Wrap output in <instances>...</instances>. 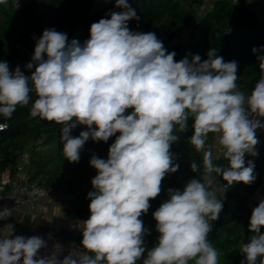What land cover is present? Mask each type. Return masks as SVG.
<instances>
[{
	"label": "clouds",
	"instance_id": "9594fccd",
	"mask_svg": "<svg viewBox=\"0 0 264 264\" xmlns=\"http://www.w3.org/2000/svg\"><path fill=\"white\" fill-rule=\"evenodd\" d=\"M115 6L122 11L91 24L83 43L45 29L26 65L34 69L31 75L0 62V115L10 119L17 107L31 103V118L62 125V154L69 163L79 162L89 139L107 142L115 136L107 159L93 155L89 162L97 175L87 194L90 216L83 221L81 250L61 260L56 244V251L41 256L45 239L14 235L10 228L0 238V264H137L142 257V264H219L209 234L223 210L224 193L235 183L250 185L256 179L255 164L245 156L258 155L256 132L264 129V46L252 49L260 76L245 94L237 85V61L225 62L211 48L202 62L198 54L177 62L154 32L129 29L128 22L140 17L127 0H115ZM189 119L187 142L203 154L202 170L193 161L198 178L182 191L168 189L169 199L152 214L157 243L146 251L144 237L150 232L140 217L160 194L166 175L178 171L170 149L180 139L175 133L189 130ZM77 126L87 130L73 136ZM219 157L226 166L214 162ZM11 215L12 209H0V220ZM262 228L264 199L252 210L247 243L237 246L241 264H257L258 258L264 264Z\"/></svg>",
	"mask_w": 264,
	"mask_h": 264
},
{
	"label": "trees",
	"instance_id": "16d2710c",
	"mask_svg": "<svg viewBox=\"0 0 264 264\" xmlns=\"http://www.w3.org/2000/svg\"><path fill=\"white\" fill-rule=\"evenodd\" d=\"M127 2L140 17L139 21L128 22L130 30L154 32L167 52L176 53L174 59L177 62L186 55L191 60L197 54L202 62L207 59L208 51L214 48L225 62H238V88L245 94H250L260 76L256 54L252 49L264 46V0H212L211 6L202 14L197 13L199 0ZM111 11H122L115 6V0H23L19 8H14L13 0H8L7 5H0V62L12 64L22 59L25 50L33 46V31L42 35L45 29L54 28L66 33L69 41L77 39L83 43L90 37L91 24L102 18H110L108 13ZM185 27H188V33L182 39L181 31ZM35 99L33 94L32 100ZM30 107L31 103L25 107H17L10 119L0 115V124L3 125V130H0V184L5 172L9 176L13 175L20 154L27 151L30 157L27 173L31 180L53 187L61 196L72 192V199L64 216L69 219L89 217L88 206L91 201L87 194L93 190L91 180L97 175L89 162L93 155L106 160L115 136L107 142H93L89 139L80 152L79 162L69 163L62 154V125L31 118ZM192 123L189 119L187 132L175 133L180 139L170 149L177 157L175 163L179 164L178 171L166 175L161 183L160 194L150 200L147 214L140 217L144 227L150 232V235L144 237L146 251L157 243L159 233L155 230L156 221L152 214L169 199L168 189L182 191L187 182L198 178L199 173L191 170L193 161L200 163L202 170L203 154L197 153L187 142L192 135ZM84 130H87L85 126H77L72 130V135L78 136ZM213 135L209 134L208 143L214 145ZM213 152L215 155V147ZM257 153L253 160L255 181L250 185L239 183L243 187L242 192H238L234 185L228 188L223 196V210L219 219L212 222L213 230L209 234V240L219 252V264H241L244 259L237 246L247 243L251 235L248 231L252 213L249 197L262 184L264 137ZM245 161L247 162L246 158ZM214 162L227 165L222 157ZM220 182L226 183L222 178ZM217 196L222 197V193L218 191ZM261 231L264 233V228ZM71 240L80 244L82 232ZM143 258L137 264H142Z\"/></svg>",
	"mask_w": 264,
	"mask_h": 264
},
{
	"label": "built area",
	"instance_id": "2783aa9c",
	"mask_svg": "<svg viewBox=\"0 0 264 264\" xmlns=\"http://www.w3.org/2000/svg\"><path fill=\"white\" fill-rule=\"evenodd\" d=\"M233 2H238V0H233ZM199 8L197 13H204L212 4V0H199ZM188 33V27H185L181 31L182 39H185ZM40 34L37 31L31 33L33 46L25 50V54L22 59L16 63L8 64L10 71H14L17 66L20 67L21 71L25 75H31V71L26 68V65L31 61L34 54V49L37 40L40 38ZM0 126H3L0 124ZM259 143L255 146V150L258 151L261 140L264 137V129H258L256 132ZM246 160L253 161L254 157L247 155ZM30 164V157L27 151H23L20 156L14 173L12 176L8 175L6 180L2 179L0 184V205L12 209V212L24 213L29 216L33 215L35 212V206L37 203L44 199V197L49 193H56L53 187L40 185L35 180H28L29 176L27 173L28 166ZM33 190H36L37 195H31ZM264 172L262 174V184L253 192L249 197V206L253 210L258 206L259 202L264 199ZM57 232V231H56ZM14 235H22L24 237L39 236L47 241V246L39 251V255H47L51 251H56L54 245L59 244L62 248V252L58 259H63L64 256L68 255L70 251L81 250L79 243L73 240H67L61 238L56 234H47L43 232H36L24 229H14ZM7 235L3 230V220H0V238Z\"/></svg>",
	"mask_w": 264,
	"mask_h": 264
},
{
	"label": "crops",
	"instance_id": "0c3cea01",
	"mask_svg": "<svg viewBox=\"0 0 264 264\" xmlns=\"http://www.w3.org/2000/svg\"><path fill=\"white\" fill-rule=\"evenodd\" d=\"M8 178V172L2 175V179ZM68 196V197H67ZM61 196L57 193L47 194L43 200L35 206V212L29 216L24 213L12 212L7 220L10 226H5L8 231L16 224L15 229L31 230L47 234H58L63 239H72L83 230L84 219H69L64 216L65 210L72 199V194ZM5 206L0 205V209ZM5 220H3L4 222ZM57 231V232H56ZM5 232V231H4Z\"/></svg>",
	"mask_w": 264,
	"mask_h": 264
},
{
	"label": "rangeland",
	"instance_id": "374dc122",
	"mask_svg": "<svg viewBox=\"0 0 264 264\" xmlns=\"http://www.w3.org/2000/svg\"><path fill=\"white\" fill-rule=\"evenodd\" d=\"M23 0H18V5H17V0H13V7L14 8H19L20 7V5H21V2H22ZM17 5V6H16ZM263 193H264V190L262 191ZM72 194V192H70V193H67V194H65L64 196H67V195H71ZM68 197V196H67ZM10 222L8 221V220H5L4 222H3V230L6 232V233H8V230L7 229H4V225L5 226H10ZM13 229H15V228H17L16 227V224H14V227H13V225L11 226ZM67 240H70V239H67Z\"/></svg>",
	"mask_w": 264,
	"mask_h": 264
},
{
	"label": "water",
	"instance_id": "95a60500",
	"mask_svg": "<svg viewBox=\"0 0 264 264\" xmlns=\"http://www.w3.org/2000/svg\"><path fill=\"white\" fill-rule=\"evenodd\" d=\"M28 180H31L30 178ZM234 187L235 189L238 191V192H242L243 191V187L239 184V183H235L234 184ZM89 217H86L84 218V221L87 220Z\"/></svg>",
	"mask_w": 264,
	"mask_h": 264
}]
</instances>
